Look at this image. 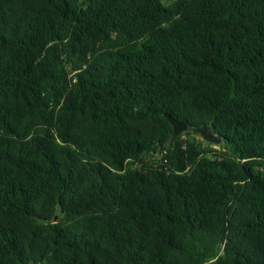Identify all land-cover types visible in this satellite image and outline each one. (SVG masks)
Listing matches in <instances>:
<instances>
[{"label":"trees","instance_id":"16d2710c","mask_svg":"<svg viewBox=\"0 0 264 264\" xmlns=\"http://www.w3.org/2000/svg\"><path fill=\"white\" fill-rule=\"evenodd\" d=\"M0 264H264V0H0Z\"/></svg>","mask_w":264,"mask_h":264},{"label":"water","instance_id":"95a60500","mask_svg":"<svg viewBox=\"0 0 264 264\" xmlns=\"http://www.w3.org/2000/svg\"><path fill=\"white\" fill-rule=\"evenodd\" d=\"M164 118L169 122V124L172 126L170 135L168 137V141L172 142L173 139L178 136L179 134L185 133L186 130L188 129V126L185 122H180V120L175 119L169 114H164ZM212 127L208 126H199V127H194L192 129V132L198 134L201 139L209 144H219L221 141V138L215 134H212ZM158 147L156 145H153L151 148L148 149L147 152H155Z\"/></svg>","mask_w":264,"mask_h":264},{"label":"rangeland","instance_id":"374dc122","mask_svg":"<svg viewBox=\"0 0 264 264\" xmlns=\"http://www.w3.org/2000/svg\"><path fill=\"white\" fill-rule=\"evenodd\" d=\"M178 138H179V140H193V139H196V140H202L200 136H196V135H193V134L188 135V134H186V133L179 134V135H178ZM212 146H213L214 148H217V147H218V144H212ZM157 151H158V149L155 150V152H147L148 155H146L145 157L147 158L148 156H150V154H154V155L156 156L155 153H156Z\"/></svg>","mask_w":264,"mask_h":264}]
</instances>
